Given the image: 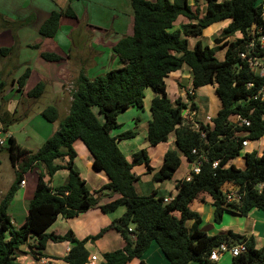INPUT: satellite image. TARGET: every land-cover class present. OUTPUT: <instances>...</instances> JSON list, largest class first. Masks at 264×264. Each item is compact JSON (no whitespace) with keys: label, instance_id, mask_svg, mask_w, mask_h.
<instances>
[{"label":"trees","instance_id":"obj_1","mask_svg":"<svg viewBox=\"0 0 264 264\" xmlns=\"http://www.w3.org/2000/svg\"><path fill=\"white\" fill-rule=\"evenodd\" d=\"M130 6L131 33L122 36L111 48L119 66L93 78H88L83 71L78 73L70 91L68 114L36 152L25 150L12 136L8 137L5 150L16 178L0 201V264H20L15 262L16 252L30 238L34 241L30 247L34 254L41 255L40 251L48 241L68 242L72 246L59 260L64 264H86L91 257L88 246L95 244L110 229L121 236L124 246L95 256L97 264H130L133 261L143 264L140 258L151 243L159 247L169 264H213L208 261L209 255L222 243L228 246L243 243L246 246V252L232 257L230 264H264V248L255 249L252 237H242L231 231L225 235L207 236L199 229L202 223L199 214L190 209L191 203L199 196L208 195L214 208L213 220L217 224L224 212L241 217H246L254 209L264 212V150L260 154L256 151L243 153L242 146L244 141L253 142L264 136V99L258 95L264 88V78L251 71L239 56L248 51L251 40L264 36L262 5L257 4V0L221 3L206 0L202 13L198 9L192 10L188 0H130ZM179 17L188 22L174 29ZM62 20L78 23L79 18L70 6L63 11H52L39 27V36L52 39ZM221 22L227 25L214 39V48L200 41L189 48L188 38L202 37L209 27ZM9 28L3 26V30ZM258 29L260 34L256 33ZM229 38L234 40L228 42ZM218 50H224L221 61L215 56ZM11 54L12 47L0 48V62ZM40 56L47 62L61 61L53 53L42 52ZM249 56L264 58V48L254 47ZM183 66L191 72L193 90L214 86L219 110L210 124H193L182 116L184 109L196 111L193 96L188 95V91V104L181 99L171 101L168 96L165 80ZM28 76L27 69L16 81L18 88L24 86ZM45 86V82L37 83L26 97L37 101L44 94ZM3 87L4 82L0 83V91ZM147 89L155 95L149 106L147 142L156 147L167 143L169 136L173 135L175 143L174 149L165 152L162 165L156 171L148 166L145 150L134 153L130 161L119 150L117 142L133 139L135 132L112 134L121 127L117 122L121 113L132 107L143 108ZM2 115L4 118H0L5 122V129L13 118ZM41 117L48 123H55L58 111L54 106H48ZM234 117L247 121L249 125L233 122ZM76 141L82 142L91 155L92 169L104 174L108 181L92 193L74 169L76 153L72 145ZM62 149H66V153H62ZM178 155L189 164L201 162L200 170L198 174H192L189 181L176 182V194L170 202L165 203V198L156 197L155 192L145 197L136 195L133 184L139 177L133 173L134 166L147 165V170L153 172L152 180L162 183L170 180L178 170ZM61 157L67 158L66 165L54 166L53 162ZM239 157L244 160L242 169L230 164ZM214 162L216 168H212ZM40 165L44 166L48 176L66 170V183L52 189L44 181L43 174L38 173L25 222L14 230L7 214L13 192L23 181V174ZM226 191L238 193L240 201L226 206ZM104 196L112 200L99 203ZM119 207H123L124 212L116 221L118 225L105 227L94 236L78 241L72 234L47 233L58 217L72 219L92 208L107 214ZM186 221L193 222L189 229L185 226Z\"/></svg>","mask_w":264,"mask_h":264},{"label":"crops","instance_id":"obj_2","mask_svg":"<svg viewBox=\"0 0 264 264\" xmlns=\"http://www.w3.org/2000/svg\"><path fill=\"white\" fill-rule=\"evenodd\" d=\"M30 1L31 0H23V1L9 0L7 2L0 3V6H3L7 9L22 8V10H24V11L29 10L26 12V14L28 16L30 15L29 13H34V15H35V12L32 11L34 5ZM147 1L154 2L155 0H147ZM189 1L197 2V3L199 2L201 4V7H203V10H204L206 0H188V4H189ZM62 2L63 1L61 0V3ZM78 3H79V0H73V1L66 0L63 4L65 6L60 9V7L57 6V4L55 2H53L51 0H47V3H46V7L48 9L47 13L45 11H43L42 12L43 14H41L42 17L39 19L33 16V18H34L33 24L29 23V24H27V26L25 28H21V30L18 32L19 34L12 33V37L15 39V45L19 46V48L21 47V52H24V56L26 55L25 57H27V50H34L35 51V52L33 51L34 54L31 53V57L33 59L32 63L30 61H27L26 58L22 59V63H25V67L19 69L16 72V76H18L17 79H19V77L22 76V74L25 72V70L28 69L29 70V77L30 76H32V77L36 76V78L39 82L40 81L45 82L46 86H45L44 94L35 102L38 103L40 100L46 99L48 103L45 104V105H47V106H45V108L53 105L58 111V119H60V117H61V120L68 114L70 101H71L70 97H65L66 95L63 93V90H62L64 84L66 83L65 80L67 79V77L72 78V81L74 82L76 76H78L77 74L80 71L85 72L86 75L88 76V78H91V76L94 77L98 74L104 73L103 69L108 71L110 69H114V68H117L119 66L118 59L114 56V54L111 51L112 47H110V50L106 47L108 49V53H105L104 55H102V58H99V57L93 58L94 63L91 66H89V61H87L86 66L85 65L81 66L79 63L76 64L77 62L75 63L74 59H76L75 58L76 56L70 50H68L69 49L68 47L61 44V43H64V41H62V38H64V36L62 37L63 34H60L59 39H57V34L60 32V30H61L60 28H63V26L69 27V28H71V30L77 28V25L79 24V23H77V21L62 20L60 23L59 29L57 31V34L52 39L42 38L41 36H39V34H38L39 27L48 18L49 14L54 9L59 10V11H63L64 8L68 5L71 8H75ZM89 3H91V5L93 7L98 6V7L102 8L103 10L105 8L107 9V7H111V12L113 14H116V12H117V15L119 14V16H120L119 19L121 21V23H120L121 28H119L118 31L115 30V28H114L115 27V20H116V17H115L114 19L110 20V22L113 21V24L112 23L108 24L106 22V20H99V22H95L93 24L92 20H89V25L88 24L85 25L86 31H88L89 33L90 32H96L102 36L105 32L109 31L110 33L106 37L107 39H103L102 36H101V39L103 41L104 40H108V41L115 40V42L113 44H111L112 46L122 36L128 35L131 33L132 9L130 6V0H110V3L107 7H105L104 4H98L97 1H95V0H89ZM36 8H40V7H36ZM124 11H126L129 14H122V12H124ZM199 11L201 13L203 12L201 10H199ZM26 14L22 13V15H26ZM263 16H264V12H263ZM0 17H1L0 18L1 20L7 22L10 25H12V23H15V21L17 19L21 20L19 13H16V12H14L13 14H10V12L9 13H3L0 11ZM179 18L186 20L183 17H179ZM184 20H182L180 22L183 24V23H185ZM186 22H188V21L186 20ZM95 24L98 26H95ZM182 24H178V25H182ZM174 26L178 27L175 23H174ZM26 30H28V31H26ZM3 31H5L4 35L9 34L8 30H3ZM21 32L31 33V37H34V40L33 41L29 40V42L22 43V41L20 39L22 36ZM205 33H206V31L203 33L202 37L188 38L189 48L193 47V45H190V43H189V41L192 39L195 40L194 41L195 43L197 41H200L201 43H202V41H206L205 44L204 43H202V44L208 45L211 42L213 43L215 38L219 37V36H216L215 34H213V37L210 39L208 37H204ZM4 38H5V42H6V43L4 42L5 43L4 46H7V41H8L7 35ZM205 39H207V40H205ZM68 40H69V38L67 40H65V44H68ZM230 40L233 41L234 38H229L228 42H230ZM9 43L10 44L12 43L10 38H9ZM33 46H34V48H33ZM35 46H38V47L35 48ZM6 48H8V47H6ZM65 49H66V51L67 50L68 51L66 52ZM42 52H48V53L56 54L61 58V61H59V62H47L41 58L40 54ZM9 58L10 57L3 59L0 62L1 71H2V65H1L2 62L8 61L7 59H9ZM88 59H89V57H88ZM101 62H106L105 65L101 68L103 70L102 73H100L99 72L100 69L96 67ZM34 64L36 65V67L34 66ZM92 66H93V69L91 70L90 67H92ZM184 67L185 66H183L180 71L170 74L169 77L165 80L167 93H169V88H170L169 86H167V80H170V83L173 85V91H174L173 98L172 99L170 97L169 98L171 101H174L175 99H181V101L183 103H185V101H183V97H185V94H186L185 91H188V95L193 96L192 102L194 103L196 110L198 108L197 112H200L199 118H198L197 112L196 111L193 112L194 115L192 117H193V119L194 118L195 119L192 120V118H191V119H189V121L193 124L194 123H202L204 125L210 124L211 119L209 118V115H210L209 112L212 108H211V106L208 107L206 105L205 101H203L202 102V104L204 105L203 110H199V106H197V104L194 100V98L196 96V93H194V92L196 89L195 90L191 89V91H189L191 88V78H192L191 72L187 67L186 68L188 70H186ZM74 75H76L75 78L73 77ZM13 77H14V75H13ZM17 79H13L14 82H12V87L9 90L10 93H12V94L14 92H16V94H14V96H13V98L16 97L15 102L18 101V99H17L18 94L21 95V92H23V91L26 94L29 90H31L36 85L35 84L32 88H29V87H31V86H28L29 80H26L24 86L21 89L15 88L14 86H15V82L17 81ZM73 82H71V84H73ZM17 87H18V85H17ZM263 92H264V90H263ZM201 95H202V93H201ZM154 96H152L151 100L154 98ZM25 99H27V98L25 97ZM151 100H150V102H151ZM12 101H13V99L11 100V102ZM150 102H149V104H147V106H145V104L143 103L142 109L136 108L137 110L143 111V114L146 117V121L144 120L142 122L141 119H139L138 117L135 116V118H132L134 120L133 130H126V131L135 132L136 136L130 140H124L121 142H117V146L128 161L131 160V156L134 153H136L140 150H145L147 155H148V158H149L148 166L152 169V171H156L162 165V161H163V157H164L165 152L170 148L174 149L175 143H174V136L173 135L169 136L167 143L158 145L156 147L150 146L149 143L147 142V139H146L147 138V128H148V123L150 121V111H149ZM218 103H219V101H218ZM63 105H66L67 107H65V112L62 115V113H61L62 111H60L59 109L61 107H63ZM133 109H134L133 107L129 108L127 111L123 112V114H125V113L131 114V110H133ZM14 110H15V108H14ZM14 110L7 108V110H5V112L2 114L10 115L11 113H15ZM43 110H41L38 114L41 115ZM31 113L32 112H29V113L27 112L25 115H28ZM2 114H0V117L3 116ZM120 115L117 117V122H118ZM134 115H136V114H134ZM132 116H133V114H132ZM231 120L233 122H237V121H239V118L234 117ZM59 121L60 120H58V123L55 122L56 125H54L53 127H51V129H49V136L54 131L57 130ZM119 125L121 126V124H119ZM119 129L112 133L113 136L123 133V132H120L122 130H119ZM141 129H143V130H141ZM140 132H141V138L142 139L144 138V141L142 143L138 142V139L140 137ZM9 136H12V135H9ZM14 140L20 147L24 148L27 151L34 153L38 150V149L36 151L29 150L26 146L17 142L15 138H14ZM77 142H80V141H76L75 143H77ZM253 142H257L256 148H254V147L251 148V146H253V145H251ZM253 142L249 141V140L246 141V145L243 147V153L256 151L258 154H260L264 150V136L261 137L259 140L253 141ZM75 143H73L72 147L76 153ZM34 145H35V147H38L35 143H34ZM86 151L88 152L87 149H86ZM61 152L66 153V149H62ZM88 154H89V152H88ZM178 156H179L181 164H182V159L183 160H186V159L180 155H178ZM77 160H78V154L76 153V158L74 159L75 169L77 166ZM85 160H86V166H85L86 170L84 169V172H83L84 174L80 173L78 170H77V172H79L81 178L85 181V184H86L88 190L92 193L93 191H96L99 188H101L102 186H104L108 181H107L106 177L104 176V174L99 173L95 178H93L94 182H93V186H91L92 188H89L87 175L89 174V166L91 167V164H92L91 155L90 154L85 155ZM238 160L243 161V163H244L243 158L239 157V158L232 160L230 162V164H233L234 161L236 162ZM66 162H67V158L61 157L59 159H56L53 162V165L54 166H65ZM186 162H187V160H186ZM188 165H191V164L188 163ZM243 167H244V165L242 166V168ZM91 169H92V167H91ZM132 170H133V173L139 177V180L133 184L134 189L136 186V188L139 191V192H137L138 195H139V193H141L140 196L143 197V196H146L147 191H151L152 193L153 192L157 193L156 195H159L157 197H163L165 199H170V200L176 194V190H175L176 182L179 180L185 179L188 172L190 171L189 170L183 178H177V174H178V170H179V168H178V170L175 172V174L173 175V177L170 180L164 181L162 183H155L152 180L153 172H149L147 170V165L143 164V165L134 166ZM59 171H62V170H59ZM59 171H57L53 176L47 175V179L45 180V182L48 183V185L52 189H56L60 186H63L66 183L68 172L66 171V175H63V176L61 175V177H60ZM44 173L46 174V171H44ZM23 180H24V178H23ZM24 182H25L24 186H22V187L20 185L18 186L19 190L22 191V193L20 195V200L22 202V205H24V203L28 199H30V197L32 196L31 195L32 190H29V188H27V182L25 180H24ZM35 185H36V181L34 184V189H35ZM33 192H34V190H33ZM114 198H115V196L113 197V199ZM111 200L112 199L108 198V196H104L103 198L100 199L99 203L105 204V203L110 202ZM195 201H198L200 204L205 206L204 212H203V210H195V211H196V213L200 214L199 216H200L201 221H202L201 225L199 226V229L202 232H204L207 236L225 235L228 231H231L233 234H236V235H239L242 237H246V238L252 237L255 249L264 248V212L259 211L257 209H254L246 217H241V216L238 217V215H235L229 211L224 212L221 216L220 223L217 224L213 220L214 208L212 206L211 198L208 195H201ZM9 205H10V203H9ZM10 208H11V206H8L7 210H9ZM190 209L192 210V208H190ZM27 210H28V207L26 209V215H27ZM192 211H194V210H192ZM114 212H116V211H114ZM114 212L104 214L98 208H92V209H90L84 213L79 214L77 217L72 218V219H64V218L58 217L57 220L51 225V227H49V229L47 230V233H49V234L52 233V234L59 235V236H65V235H71L72 234V236L76 240L79 241V240L84 239L86 236L96 235L101 229H103L105 227H111L113 224L118 225V223L116 221L120 218V216L123 213L118 215L117 217L113 218ZM7 214H8V212H7ZM111 214H113V215H111ZM203 214H206V217H203ZM26 215H25V218H26ZM9 217L11 219L10 215H9ZM238 218H242V219L239 220ZM71 221H74L75 223H73V224L69 223ZM11 223H12V219H11ZM206 223H207V227L203 228V226ZM56 225L58 226L57 228H56ZM191 226H192V224H191ZM12 227H14L13 224H12ZM13 229L17 230V228L16 229L13 228ZM33 244H34V241L28 240L24 245H21L19 247V250L16 252L15 262L20 263V264H64L59 259L65 257L68 253L67 250H69L72 246L68 242L61 243L60 246L58 245L59 243L56 245H54V244L52 245L51 241H48L45 245V248L42 251H40L41 255H39V254H34L35 251H33L30 248ZM123 246H124V241L121 238V236L115 230L110 229L103 235V237L100 240L95 242V244L89 245L88 249H89L91 256L99 257L101 254L119 250V249L123 248ZM226 259H227V261H226V263H224V261ZM231 260H232V257L230 256V254L226 253L223 256H221L217 262H214L213 264H230ZM140 261H142L143 264H169L166 261V259L164 258L159 247L154 243H151V245L149 246L147 251L141 256ZM130 264H139V263H138V261H133ZM197 264H199V263H197Z\"/></svg>","mask_w":264,"mask_h":264},{"label":"rangeland","instance_id":"obj_3","mask_svg":"<svg viewBox=\"0 0 264 264\" xmlns=\"http://www.w3.org/2000/svg\"><path fill=\"white\" fill-rule=\"evenodd\" d=\"M9 0H0V3H4L7 2ZM18 1H23V0H18ZM53 2H55L57 4V6L61 8H63L65 5L64 2L66 0H62L63 2L61 3V0H51ZM68 1H73V0H68ZM97 1L98 4H104L105 7H107L110 3V0H95ZM30 2L33 3V9L32 11L35 12L34 13H29L30 15L28 16L26 14L27 11L29 10H22V8H10L7 9L3 6H0V11L3 13H9L13 14L14 12L19 13V16L21 17V20H16L15 23H12V25H9L7 22L3 21L0 19V48H6V47H11L12 46V54L9 56L10 58L7 59L8 61L6 62H2V71L0 73V83L4 82V87L1 89L0 91V114L4 113L5 110H7V108L13 109L15 108V113H11L9 116V118H13L12 122H10L5 129H3V132L0 135V138L3 139V141L5 142V145L3 147L0 148V201L5 197V195L8 193V191L10 190V188L13 186L14 182H15V178H16V173H15V169L13 168L10 159L8 157V154L5 150V147L8 145V136L12 135L17 142H19L20 144L26 146L29 150H34L36 151L45 141L46 138L49 136V129H51V127H53L54 125H56V123H58V121L56 123H48L47 121H45L40 114H38L41 110H43L45 108V104H47V100H40L38 103L37 102H33L32 100L28 99L26 97V94L23 92H21V95L18 94V101L15 102L16 97L13 98L14 94H16V92H14L13 94L10 93V88L12 87V82H14L13 79H17L18 76H16V72L25 67V63H22V59L26 58L27 61H30L31 63L33 62V59L31 57V53L34 54V50H27V57L24 56V52H21V47L19 48V46L15 45V39L12 37V33L14 34H19L18 32L21 30V28H25L26 24H33L34 22V17L36 18H41V14H43L42 12L45 11L47 13V7H46V3L47 0H31ZM257 4H261L262 5V9L264 12V2L263 0H257ZM4 5V4H3ZM49 6V5H48ZM69 6V5H68ZM68 6H66L64 9H66ZM189 6L191 7L192 10L195 9H199L201 11H203V7H201V4L198 2H192L189 1ZM36 7H40V8H36ZM73 11L76 13V15L78 16L79 20H78V25L77 28L72 29L69 27H64L60 28V32L57 34V39H59L60 34H63L62 37L64 36V38H62V41H64V43H61L62 45H65L66 47H68L70 50L76 57L75 63L76 64H80L81 66H86L87 61H89V66H91L94 62H93V58H102V55H104L105 53H108V49L110 50V47H112L111 44H113L115 42V40H102L100 34L96 33V32H88L86 31V24L89 25V20H92L93 24L95 22H99V20H106V22L109 24H113V21L110 22V20L114 19L116 17L115 20V30L118 31L119 28H121V21H120V16L119 14H113L111 12V7H107V9L105 8L104 10L98 6L93 7L91 5V3H89V0H79V3L77 4V6L75 8H72ZM53 11H59L54 9ZM22 13H25L26 15H22ZM122 14H129L126 11L122 12ZM1 18V17H0ZM184 19L182 18H178L177 21L175 22V24L179 27L180 25L178 24H182L180 21H182ZM185 23L186 20H184ZM183 23V24H185ZM4 25H8L10 26L8 30L9 34L7 35L8 41H7V46H4L5 42V31H3V26ZM19 25H25L24 27H19ZM226 23H218L215 24L211 27H209L206 30V33L204 35V37H208V38H212L213 34H215L216 36L220 35V32L223 30V28L226 26ZM95 26H98L95 24ZM123 26V25H122ZM178 27L174 26V29H177ZM28 31V30H26ZM28 33V34H27ZM109 31L105 32L103 34V39H107L106 37L109 35ZM112 33V32H111ZM55 34V35H56ZM22 35V36H21ZM21 41L22 43L25 42H29V40L33 41L34 37H31V33L29 32H21ZM19 36V37H20ZM32 39H31V38ZM55 37V36H54ZM9 38L12 41V43H9ZM68 40V44H65V40ZM13 39V40H12ZM207 40V39H205ZM30 41V42H31ZM195 40H190L189 43L190 45H194ZM231 41V40H230ZM5 42V43H4ZM58 42V41H57ZM206 41H202V43L205 44ZM208 46L210 48H214V44L211 42L210 44H208ZM38 47V46H37ZM108 49H107V48ZM34 48V46H33ZM67 50V51H68ZM31 51V52H30ZM34 51V52H33ZM66 51V49H65ZM66 51V52H67ZM21 54V55H20ZM215 56L218 60H223V56H224V50H218L215 52ZM35 57V56H34ZM89 57V59H88ZM106 62H101L99 63V65H97L96 67L100 69V73H102V71L104 70V72H106L105 69H101ZM34 66L36 67V65L34 64ZM79 66V65H78ZM87 68V67H86ZM91 70L93 69V66L90 67ZM186 70H188L186 68V66L184 67ZM14 75V77H13ZM78 75V74H77ZM99 75V74H98ZM76 75H74L73 77L75 78ZM77 77V76H76ZM36 76H28L29 83L28 86H31L29 88H32L35 84H37L39 81L37 80ZM91 78H93V76H91ZM76 79V78H75ZM42 82V81H40ZM65 84L63 86V93L66 95L65 97H70V91L72 90V86L73 84H71L72 78L67 77V79L65 80ZM74 83V82H73ZM167 86H169V97L172 99L173 98V85L170 83V80H167ZM15 88L17 87V83L15 82ZM20 89V88H19ZM191 88L189 91H191ZM15 90V89H14ZM186 93V91H185ZM196 96L194 98L197 106H199V110H203V104L202 102L205 101L206 105L208 107L211 106V110L209 112V118L210 119H214L217 115V112L219 110V103H218V99L215 95L214 92V86L213 85H207L201 88H198L195 90ZM202 93V95H201ZM152 96H154V93L151 89H147V91L145 92V99H144V104L145 106H147V104H149ZM25 97L27 99H25ZM13 99V101L11 102V100ZM207 99V100H206ZM183 101H185L186 104H188V100H187V93L185 94V97H183ZM53 106V105H52ZM65 107H67L66 105H63V107H61L59 110L62 111V115L65 112ZM190 109V108H189ZM198 111V108L196 110V112ZM32 112L31 114L25 115L26 113ZM190 112H195V111H191ZM60 114V113H59ZM133 114V116H132ZM136 114V115H134ZM198 114V118L200 117V112H197ZM138 117L139 119L142 120V122L145 120L146 121V117L143 114L142 110H137L136 108H134L133 110H131V114H121L118 122L119 124H121V128L119 130H122L120 132H125L126 130H133V126H134V120L132 118ZM2 118H4L3 116H1ZM7 119V118H6ZM15 119V120H14ZM99 119L102 121V117L99 116ZM195 119V118H194ZM192 117V120H194ZM61 120V117L60 119ZM0 123L2 124V127L4 128V124L5 122L0 118ZM142 126V125H141ZM140 126V127H141ZM118 130V129H117ZM143 130V129H141ZM115 132V131H114ZM144 141V138H141V132H140V137L138 139V142L142 143ZM34 143L38 146L35 147ZM251 145V148L257 147V142H253ZM75 149H76V153L78 154V160H77V166L76 169L74 167V169L77 171H79L80 173L84 174V169L86 170L85 166H86V160H85V155H89L88 152L86 151V148L84 147V145L81 142H77L75 143ZM233 164L235 165V167L237 168H242V166L244 165L243 161H234ZM191 169V166L188 165V163L186 162V160L182 159V164L180 161V166H179V170H178V174H177V178H183L185 176V174ZM81 170V171H80ZM44 166H36L35 169L30 170L29 172L23 174V178L24 180L27 182V188H29V190H34V184L35 181L37 180V174L38 173H42L44 176V181L47 179V174L44 173ZM60 172V177L61 175H66V170H62L59 171ZM99 173L92 170L91 167L89 166V174L87 175V180H88V187L92 188L91 186H93V178H95ZM87 187V186H86ZM136 192L137 196H140L141 193H138V189L135 186L134 189ZM22 191L19 190V188L17 187L16 190L13 192V197L10 201V205L11 208L9 210H7L8 212V216H11L12 219V224H13V228H20L22 223L25 221V215H26V209L28 207V204L31 200L28 199L24 205H22V202L20 200V195H21ZM31 193V195H32ZM151 194H153L151 191H147L146 192V196H151ZM157 194V193H156ZM159 195H156V197ZM142 197V196H141ZM145 197V196H143ZM190 208H192V210H205V206L200 204L198 201H193L190 205ZM124 212V208L120 207L116 210V212H114L113 218L117 217L118 215L122 214ZM196 212V211H195ZM199 212V211H198ZM200 215V214H199ZM203 217H206V214H203ZM227 217V216H226ZM239 217V216H238ZM239 220L242 218H238ZM69 223H75L74 221H71ZM193 222L192 221H186L185 226L186 228H190L191 224ZM218 226V225H217ZM58 226L56 225V228ZM207 227V223L203 226V228ZM131 228H133V225H131ZM8 236V234H7ZM87 237V236H86ZM33 241V238H30L29 241ZM51 244L56 245L58 243H53L51 242ZM59 246L61 245V243L58 244ZM227 259L224 261V263H226Z\"/></svg>","mask_w":264,"mask_h":264},{"label":"built area","instance_id":"obj_4","mask_svg":"<svg viewBox=\"0 0 264 264\" xmlns=\"http://www.w3.org/2000/svg\"><path fill=\"white\" fill-rule=\"evenodd\" d=\"M225 1H229V0H218L219 3L221 2H225ZM257 34H260V30L258 29V31L256 32ZM258 47L259 49H263L264 48V36H260L257 39H253L250 41V43L248 44L247 48L248 51L246 53L240 54V58L242 60H245L246 63L248 64V67L251 71H253L254 73H256L259 77L264 78V58H259V57H254V56H249V54H251L254 51V47ZM264 88L259 92V96L261 97V99H264V92H263ZM193 112H190V109H184L182 111V116L186 119L189 120L192 118L193 116ZM242 124H244L245 126H248L249 123L245 120H240ZM3 132V127L2 124L0 123V135ZM5 145V142L3 141V139L0 138V148L3 147ZM246 145V141H244L242 143V146L244 147ZM192 154H195V151H192ZM205 158L202 157V160H204ZM200 164L201 162H197V163H193L191 164V169L188 172L187 176H186V180L189 181L192 178V174L196 175L199 173L200 170ZM217 163L214 162L212 164V168H216ZM25 182L24 180L20 182V186H24ZM224 198H225V205H229V204H237L241 197L240 195H238V193H236L235 191H226L224 192ZM170 199H164L165 203L170 202ZM67 252H69V250H67ZM246 252V246L245 244H238L235 246H228L225 243H222L220 245H218L216 248H214L212 250V252L209 255L208 261L211 263L217 262L221 256H223L226 253H229L231 257H238L239 255H241L242 253ZM86 264H97V258L95 256H91L88 259V262Z\"/></svg>","mask_w":264,"mask_h":264}]
</instances>
